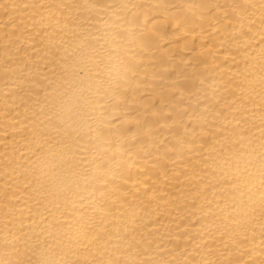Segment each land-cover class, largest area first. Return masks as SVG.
Instances as JSON below:
<instances>
[{
  "label": "bare ground",
  "instance_id": "6f19581e",
  "mask_svg": "<svg viewBox=\"0 0 264 264\" xmlns=\"http://www.w3.org/2000/svg\"><path fill=\"white\" fill-rule=\"evenodd\" d=\"M0 264H264V0H0Z\"/></svg>",
  "mask_w": 264,
  "mask_h": 264
}]
</instances>
